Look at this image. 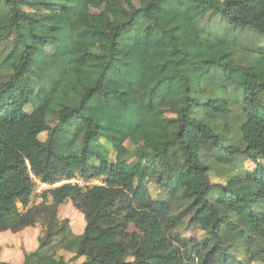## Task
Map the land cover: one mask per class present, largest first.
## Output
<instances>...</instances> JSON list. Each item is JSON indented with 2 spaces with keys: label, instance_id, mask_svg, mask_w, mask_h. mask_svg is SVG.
I'll list each match as a JSON object with an SVG mask.
<instances>
[{
  "label": "trees",
  "instance_id": "trees-1",
  "mask_svg": "<svg viewBox=\"0 0 264 264\" xmlns=\"http://www.w3.org/2000/svg\"><path fill=\"white\" fill-rule=\"evenodd\" d=\"M83 2L0 0V231L44 229L21 264L264 263V0H139L104 51L77 44Z\"/></svg>",
  "mask_w": 264,
  "mask_h": 264
},
{
  "label": "rangeland",
  "instance_id": "rangeland-1",
  "mask_svg": "<svg viewBox=\"0 0 264 264\" xmlns=\"http://www.w3.org/2000/svg\"><path fill=\"white\" fill-rule=\"evenodd\" d=\"M139 5V0H84L82 8L80 9L77 18V30L80 33V38L77 44L85 49L93 51H104L105 49L99 45L95 40V35L92 30L98 28H105L107 25V19H115L120 15L121 7L133 10ZM264 19V12L262 15ZM2 30H0V35ZM45 51L54 57H58L63 54V50L57 48L55 45H47ZM46 122L52 124L53 122L47 118ZM42 138H46V132L42 135ZM101 145L109 146V143L104 141ZM141 149V145L134 144L130 140L125 142L124 152L122 154L123 166L128 171H135V164L138 156V151ZM106 151V149H105ZM111 158L116 156V151H106ZM244 166L248 169H254L255 164L251 160L244 161ZM212 180L215 182H226L227 176L222 170H211ZM74 181H78L81 184H95L102 183V179L92 178L89 181L82 180L80 178H73ZM65 182V181H62ZM59 182L58 184L62 183ZM56 184V185H58ZM48 185H38V192L42 191ZM154 194L158 192L156 187H152ZM59 216L61 219L68 218L70 220V229L74 233H80L85 226L84 214L78 209L71 199H68L62 207H60ZM189 236L200 237L202 232L193 228L185 231ZM44 234V229L41 221L34 226L24 228L20 231H0V257L15 263L21 264L24 260V252L26 249L33 250L39 244V238ZM58 255H64L66 259H70L74 256V252L67 249L64 245L60 246L57 250ZM85 257H79L75 259V262L81 264ZM251 264H264L259 261H253Z\"/></svg>",
  "mask_w": 264,
  "mask_h": 264
},
{
  "label": "built area",
  "instance_id": "built-area-1",
  "mask_svg": "<svg viewBox=\"0 0 264 264\" xmlns=\"http://www.w3.org/2000/svg\"><path fill=\"white\" fill-rule=\"evenodd\" d=\"M74 180H75V179H68V180L65 179V180H63V181H74ZM61 182H62V181H61ZM38 183L41 184V185L45 184V185L51 186V185L48 184V183H41L40 181H38ZM58 183H59V182H58ZM58 183H56V184H58ZM56 184H54V185H56ZM48 186H47V187H48Z\"/></svg>",
  "mask_w": 264,
  "mask_h": 264
},
{
  "label": "crops",
  "instance_id": "crops-1",
  "mask_svg": "<svg viewBox=\"0 0 264 264\" xmlns=\"http://www.w3.org/2000/svg\"><path fill=\"white\" fill-rule=\"evenodd\" d=\"M3 232H6V231H3Z\"/></svg>",
  "mask_w": 264,
  "mask_h": 264
}]
</instances>
